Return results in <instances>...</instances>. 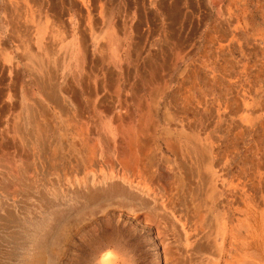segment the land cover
I'll list each match as a JSON object with an SVG mask.
<instances>
[{"label": "rangeland", "instance_id": "obj_1", "mask_svg": "<svg viewBox=\"0 0 264 264\" xmlns=\"http://www.w3.org/2000/svg\"><path fill=\"white\" fill-rule=\"evenodd\" d=\"M0 264H264V0H0Z\"/></svg>", "mask_w": 264, "mask_h": 264}, {"label": "bare ground", "instance_id": "obj_2", "mask_svg": "<svg viewBox=\"0 0 264 264\" xmlns=\"http://www.w3.org/2000/svg\"><path fill=\"white\" fill-rule=\"evenodd\" d=\"M72 149H73V148H72ZM76 151H77V150H76ZM76 151H75V152H76ZM75 154H76V153H75ZM82 157H83V156H82ZM80 162H82V161H80ZM83 162H84V161H83ZM178 182H179L178 185H179L180 192H183V191H184V187L186 186V185H185V182L183 181L182 178H180ZM185 191H186V190H185ZM185 193H186V192H185ZM185 193H184V194H185ZM189 194H190V193H189ZM193 206H194V205H193ZM195 207H196V206H195ZM201 250H202V249H201ZM198 251H200V249H199Z\"/></svg>", "mask_w": 264, "mask_h": 264}, {"label": "crops", "instance_id": "obj_3", "mask_svg": "<svg viewBox=\"0 0 264 264\" xmlns=\"http://www.w3.org/2000/svg\"><path fill=\"white\" fill-rule=\"evenodd\" d=\"M44 0H42V3H43Z\"/></svg>", "mask_w": 264, "mask_h": 264}]
</instances>
